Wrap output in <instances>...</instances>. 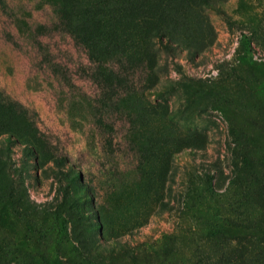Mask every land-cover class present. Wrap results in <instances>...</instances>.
Masks as SVG:
<instances>
[{
	"label": "rangeland",
	"instance_id": "obj_1",
	"mask_svg": "<svg viewBox=\"0 0 264 264\" xmlns=\"http://www.w3.org/2000/svg\"><path fill=\"white\" fill-rule=\"evenodd\" d=\"M0 264H264V0H0Z\"/></svg>",
	"mask_w": 264,
	"mask_h": 264
}]
</instances>
